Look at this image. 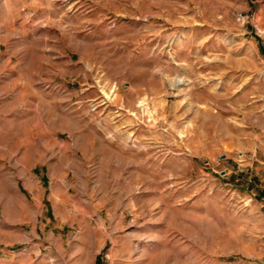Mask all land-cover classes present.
<instances>
[{"label": "rangeland", "instance_id": "374dc122", "mask_svg": "<svg viewBox=\"0 0 264 264\" xmlns=\"http://www.w3.org/2000/svg\"><path fill=\"white\" fill-rule=\"evenodd\" d=\"M0 264H264V0H0Z\"/></svg>", "mask_w": 264, "mask_h": 264}]
</instances>
